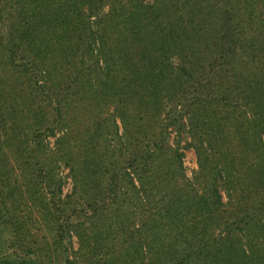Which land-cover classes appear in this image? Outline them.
<instances>
[{"label": "trees", "instance_id": "trees-1", "mask_svg": "<svg viewBox=\"0 0 264 264\" xmlns=\"http://www.w3.org/2000/svg\"><path fill=\"white\" fill-rule=\"evenodd\" d=\"M211 1L224 31L160 121L123 99L126 47L103 15L0 0L1 264L56 247L65 264H113L98 240L107 222L128 227L127 264H264V0ZM93 92L125 102L101 155L91 137L110 128L104 115L79 111ZM175 127L197 157L191 178Z\"/></svg>", "mask_w": 264, "mask_h": 264}, {"label": "rangeland", "instance_id": "rangeland-1", "mask_svg": "<svg viewBox=\"0 0 264 264\" xmlns=\"http://www.w3.org/2000/svg\"><path fill=\"white\" fill-rule=\"evenodd\" d=\"M72 1L78 12L103 15V25L107 26L109 31L114 34H109L113 38L110 41L113 40L126 47L125 51H121L124 60L119 65L118 72L121 75L118 78L126 85L131 83L133 85H130V93L124 98L121 97L120 101L127 97L126 100H131L130 105L133 104L135 107L146 105L149 117H158L160 121L165 118L164 115H167V118L171 115L170 112L179 101L178 98L187 92V85L189 86L191 80L186 74L192 78L196 69L208 63V56L212 52L208 51L205 46L211 45L212 42H215V37L221 36L218 32L219 29L224 31V27H222L223 30L220 28L223 23L219 22V14L222 13L217 9L214 12L215 5L212 6L211 0ZM238 1L235 0L234 3H238ZM85 13L83 17H87ZM174 27L179 30L184 29V32L172 33ZM75 38L73 36L69 39L71 46L74 45L72 42ZM107 38L105 39L107 40ZM200 57L201 59H199ZM197 61L201 62L200 67H197ZM92 94L89 98L90 102L84 103L79 111H82L84 116L86 115V119H91L90 121H96L99 114L104 115L102 119L97 120V123L102 127L104 119L110 128L102 127L98 138L95 135L91 137L94 138L96 144L94 150H97V154L101 155L103 154L101 147L107 144L105 133L112 131V135H115V130L112 128L113 122H115L113 118L117 120L119 116L115 108L125 105V102L118 103L119 100L114 102L104 94H100L96 100L93 97H96L97 93L93 92ZM109 97L111 96L109 95ZM204 124L199 131L203 140L206 139V133L209 132V121H205ZM178 130L179 127L177 129L175 127L168 136L171 141L178 139L179 152L183 154V168L186 176L191 178L199 170L197 157L192 148L186 147V137L183 131L178 133ZM99 177L97 175L96 179ZM87 182L92 184V180ZM69 188L70 184L68 183L65 185L63 193H68ZM111 224V222H107L97 226L100 227L99 231L102 233V236L98 238L100 248L106 250L111 263L115 264L113 260L121 259L122 264H127L128 247L125 233L128 227L125 224L123 227L120 226L122 224L113 227ZM48 230H50L49 225H47ZM73 249H78L77 238L73 240ZM52 250L51 254L44 253L37 258L32 255L25 259L10 258L8 264H65L63 249L56 247Z\"/></svg>", "mask_w": 264, "mask_h": 264}]
</instances>
